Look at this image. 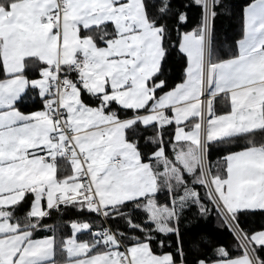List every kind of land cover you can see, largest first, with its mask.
<instances>
[{
  "label": "snow or ice",
  "instance_id": "6c2138e0",
  "mask_svg": "<svg viewBox=\"0 0 264 264\" xmlns=\"http://www.w3.org/2000/svg\"><path fill=\"white\" fill-rule=\"evenodd\" d=\"M0 264H264V0H0Z\"/></svg>",
  "mask_w": 264,
  "mask_h": 264
},
{
  "label": "trees",
  "instance_id": "16d2710c",
  "mask_svg": "<svg viewBox=\"0 0 264 264\" xmlns=\"http://www.w3.org/2000/svg\"><path fill=\"white\" fill-rule=\"evenodd\" d=\"M233 3H236V4H242L245 2V0H232ZM219 28L221 30V32H225L227 31L229 35H235L236 33H238L239 31V24H238V21L235 20V19H232V18H225L220 24H219ZM242 143V142H241ZM213 158H215V153H214V156ZM215 226V221H213V224L210 226L211 227H214ZM222 239H229V237L227 236V234H223Z\"/></svg>",
  "mask_w": 264,
  "mask_h": 264
}]
</instances>
